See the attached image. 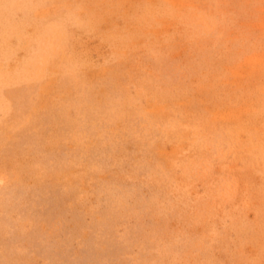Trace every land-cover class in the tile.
I'll return each instance as SVG.
<instances>
[{
	"label": "rangeland",
	"instance_id": "1",
	"mask_svg": "<svg viewBox=\"0 0 264 264\" xmlns=\"http://www.w3.org/2000/svg\"><path fill=\"white\" fill-rule=\"evenodd\" d=\"M0 264H264V0H0Z\"/></svg>",
	"mask_w": 264,
	"mask_h": 264
}]
</instances>
